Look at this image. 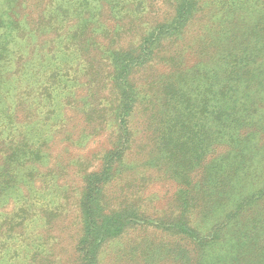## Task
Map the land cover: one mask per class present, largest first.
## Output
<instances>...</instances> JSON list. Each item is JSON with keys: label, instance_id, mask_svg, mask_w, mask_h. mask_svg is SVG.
Here are the masks:
<instances>
[{"label": "rangeland", "instance_id": "obj_1", "mask_svg": "<svg viewBox=\"0 0 264 264\" xmlns=\"http://www.w3.org/2000/svg\"><path fill=\"white\" fill-rule=\"evenodd\" d=\"M194 2L191 1L190 18L195 15ZM47 6L57 11L43 18ZM181 8L182 0H0V173L11 168L15 159L13 144L18 142L15 135L20 130L19 122L36 118L38 124L45 112L36 114L37 105L55 100L56 89L63 84L66 87L65 96L53 101L57 114L43 121L48 128L38 133L42 140L27 143L24 147L28 151L20 161L31 158L32 150L49 154L45 162H50L49 170L62 190L54 201L57 208L51 213L55 207H50L49 216L39 215L29 228L31 233L25 234L18 224L32 213H19L15 200L0 201V246L6 241L11 250L16 248L20 238L14 241L1 237L2 233L8 237L12 230L17 237L28 234L32 242L36 241L31 250L27 248L25 260L14 264H176L185 257V241L170 226L180 211V202L174 195L177 187L159 167L145 171L138 182L126 181L110 188L105 199L108 207H102L105 196L98 197L101 209L127 208L138 200L134 195L140 188V205L146 212L141 219L147 218L145 221L127 227L115 238L99 242L89 234L83 247L78 244L84 234V193L101 169L103 152L110 150L112 143L109 132L117 116L115 94H119L120 87L114 60L143 59L145 54L146 61L134 64L124 84L136 105L130 124L136 133L133 148L141 152L154 129L151 118L147 125L145 115L154 105L153 101L149 104L150 98L161 90V84L171 82L168 77L172 69L162 57L176 56L175 48L182 50V67L189 68L213 55L205 48L213 29L208 30L210 25L198 20L179 27ZM85 9L98 10L99 18L77 15ZM92 19L99 23L94 25ZM177 29L184 33L175 46H170ZM112 50L117 52L107 58ZM94 110L99 111L97 116ZM103 128L108 134L101 133ZM223 151L224 148L217 149L206 161ZM242 162L246 167L240 168L256 186L254 189L250 182V193L262 196L257 202V216L264 220V148L257 145L250 149ZM6 176L2 180L9 182ZM191 176L197 179L201 171ZM30 182L35 188L41 184L39 178ZM86 208L90 210L86 224L92 225L95 206ZM99 216L101 213H97ZM148 219L162 220L159 222L164 225L154 227ZM33 252L37 255L31 256Z\"/></svg>", "mask_w": 264, "mask_h": 264}, {"label": "trees", "instance_id": "obj_2", "mask_svg": "<svg viewBox=\"0 0 264 264\" xmlns=\"http://www.w3.org/2000/svg\"><path fill=\"white\" fill-rule=\"evenodd\" d=\"M191 1L182 0L178 26L197 20L207 22L208 30H213L205 48L213 55L189 68L182 67V50L175 48L176 56L162 57L172 69L168 77L171 82L161 84V90L150 98L149 104L153 101L154 105L145 115L147 125L151 118L150 126L154 129L150 142L141 152L133 148L136 133L130 124L136 105L124 84L134 64L146 61L145 54L143 59L114 60L118 69L115 79L120 87L119 94L112 88L116 93L115 103L119 105L114 127L109 132L112 143L110 150L103 152L101 169L93 175L84 193V234L78 244L83 247L89 234L99 242L115 238L127 227L145 221L147 218L141 219L146 212L143 204L140 205V188L134 195L138 200L127 208L101 209L98 197L105 196L102 207H108L105 199L110 188L126 181L138 182L145 171L159 167L164 177L175 183L174 195L180 202V211L170 226L185 241L186 250L185 257L176 264H264V220L257 216L260 214L257 202L262 196L259 192L250 193L253 180L241 169L246 167L242 164L246 152L257 145L264 148V0H195V15L190 18ZM55 11L56 7L47 6L43 18ZM77 15H91L95 19L99 18V11L85 9ZM93 21L94 25L99 23ZM183 33V29L178 30L170 46H175ZM116 52L112 50L107 58H113ZM65 88L63 84L56 89L55 100L64 95ZM55 100L47 99L37 105L36 114L45 112L38 124L36 118L19 122L20 130L15 135L18 142L13 144L15 159L10 163L11 168L0 173V201L15 200L19 213H32L18 224L25 234L31 233L29 228L39 215L49 216V208L55 207L51 213L57 208L54 201L62 193L49 170L50 162H45L49 154L41 149L32 150L31 158L20 162L28 151L24 146L33 139L42 140L38 133L48 128L43 121L57 114ZM92 113L97 116L99 111ZM101 133L108 134V130L103 128ZM219 148L224 151L206 161ZM36 167L43 172L39 173ZM196 170L201 171V176L194 179L191 174ZM5 174L9 182L2 180ZM37 178L41 184L35 188L30 181ZM21 186L26 190L21 191ZM89 205L95 206L92 225L86 224L90 210L85 207ZM97 213L101 216L96 217ZM147 221L154 227L164 225L159 219ZM156 222L158 225H154ZM7 235L2 233L1 237L14 241L20 238L19 244L14 250L6 241L0 246V264L22 263L27 248L31 250L36 241L32 242L28 234L17 237L15 230Z\"/></svg>", "mask_w": 264, "mask_h": 264}]
</instances>
